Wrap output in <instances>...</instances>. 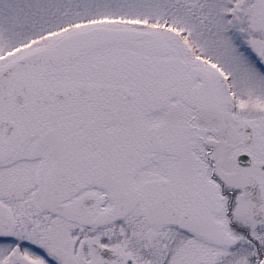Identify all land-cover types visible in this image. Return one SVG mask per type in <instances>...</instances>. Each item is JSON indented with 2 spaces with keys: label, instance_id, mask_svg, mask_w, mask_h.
<instances>
[{
  "label": "snow or ice",
  "instance_id": "obj_1",
  "mask_svg": "<svg viewBox=\"0 0 264 264\" xmlns=\"http://www.w3.org/2000/svg\"><path fill=\"white\" fill-rule=\"evenodd\" d=\"M0 264H264V0H0Z\"/></svg>",
  "mask_w": 264,
  "mask_h": 264
}]
</instances>
